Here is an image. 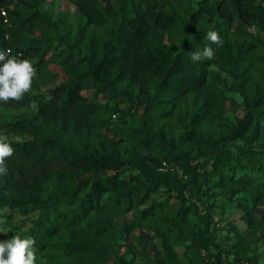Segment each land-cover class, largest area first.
<instances>
[{"label":"trees","instance_id":"16d2710c","mask_svg":"<svg viewBox=\"0 0 264 264\" xmlns=\"http://www.w3.org/2000/svg\"><path fill=\"white\" fill-rule=\"evenodd\" d=\"M66 1L84 21L74 32L62 27L59 35L56 21L33 0H0V51L10 48L17 59H29L40 85L58 80L45 93L5 104L20 111L0 112V131L15 150L6 162L9 175L0 179V217L8 223L13 212H35L26 217L37 262L41 250L53 249L62 253L61 264H126L121 257L83 258L99 244L81 235L82 225L103 230L111 216L163 189L162 205L179 198L167 216L173 232L190 241L187 264H228L223 249L208 250L207 215L201 229L186 231V214L196 207L181 204L184 190L196 191L206 173L227 185L244 209L252 210L247 200L264 198V150L251 148L264 123V0ZM26 25L38 34L24 36ZM250 25L258 28L255 35L240 34ZM230 27L239 34L235 43L224 40ZM209 31L218 33L220 44L206 38ZM205 47L214 50V59L192 61V53ZM210 65L231 78L228 88L219 87ZM226 93H237L240 105ZM118 98L129 107L127 126L110 119L121 112ZM227 101L240 117L223 115ZM171 122L175 130L165 128ZM234 140L241 145L232 152L226 146ZM200 157L210 159L209 170L193 163ZM173 167L180 175L168 171ZM225 167L241 173L234 177ZM252 217L264 231V214Z\"/></svg>","mask_w":264,"mask_h":264},{"label":"rangeland","instance_id":"374dc122","mask_svg":"<svg viewBox=\"0 0 264 264\" xmlns=\"http://www.w3.org/2000/svg\"><path fill=\"white\" fill-rule=\"evenodd\" d=\"M36 3L37 10L47 17L50 21H56L57 30L59 35H63L62 27L69 28L71 32L77 30L84 21V16L79 14L75 8L68 4L66 0H33ZM111 5L115 6L116 1L111 0ZM240 30L243 35H255L258 28L253 26H246ZM226 32V31H225ZM37 31L29 26L24 27L23 35L26 37L36 36ZM264 37V32H259ZM224 40L235 43L236 36L233 32V27H230L228 33H225ZM228 38V39H227ZM171 39V37H170ZM58 49H53L52 52L56 53ZM48 68L57 70L54 63H49ZM209 68L218 72L220 80L218 81L219 87L228 88L231 83V78L224 72L216 69L214 65ZM58 80L55 81L57 83ZM55 83L41 84L33 80L32 90L28 92L29 96L36 92L45 93L51 89ZM85 95L88 91H82ZM231 102L240 105L241 98L237 93H226ZM118 107L121 112L114 113L110 119L112 124L117 126H127L130 123V118L127 114L129 107L120 98L117 99ZM226 111L223 113L229 119L240 117L242 112L240 109L234 107L227 101ZM30 109H35V105H31ZM21 108L14 109L0 103V112L9 115L20 111ZM118 116L125 120L126 123L120 124ZM175 123L165 125L169 130H175ZM241 145V140H234L230 145L226 146L229 151H234L236 146ZM251 148L260 151L264 150V123L260 122L258 135L251 143ZM142 152H147L146 149ZM199 165L198 169L202 167L207 170L210 169V159L198 158L193 163ZM164 168L162 171L167 170V165L162 163ZM174 170V171H173ZM175 167L169 168L170 173L180 175V170ZM226 174H232L237 177L241 171H235L229 168H224ZM128 174V173H126ZM196 191L188 186L184 190L185 201L181 206L193 204L196 207L195 213L188 212L183 228L186 231L192 227L202 228V219L206 214L208 226V250L210 253L223 249L225 252L226 263L228 264H264V235L263 227L255 226L252 213L264 214V198L253 203L252 200H247L250 205L251 211L239 206L237 198L230 197V190L226 186L219 185L216 177H210L207 173L205 176L196 180ZM167 193L163 189L150 195L144 202L133 205L127 212L121 215L111 216L110 226L103 230L94 232L92 229L93 224L84 223L82 225L81 235L85 237H92L98 239V244L93 248L92 253H85L83 258H101L105 261H116L120 257L125 260L126 264H154L157 260H163L166 264H187L188 246L190 241L185 233L176 235L173 231V222L168 218L167 213L172 209L179 207V198L176 197L174 204L170 206L162 205L161 202L166 197ZM236 196H242L239 193ZM240 198V197H239ZM206 207H205V206ZM147 210L148 212L142 217L141 212ZM13 212V211H12ZM11 212V213H12ZM35 212L28 215H20L18 212H13L11 219L5 225L0 227L7 230L8 235L0 234V240L9 238L12 235H20L25 238L29 235L30 222L26 216H34ZM248 220V221H247ZM169 228V229H166ZM107 240V241H105ZM52 240H47L51 243ZM49 245V244H48ZM136 246V247H135ZM102 248V249H101ZM133 248L134 253L131 252ZM50 249L41 250L44 255L41 260L36 264H61L63 262L62 253Z\"/></svg>","mask_w":264,"mask_h":264},{"label":"clouds","instance_id":"9594fccd","mask_svg":"<svg viewBox=\"0 0 264 264\" xmlns=\"http://www.w3.org/2000/svg\"><path fill=\"white\" fill-rule=\"evenodd\" d=\"M6 22V21H5ZM206 38L213 44H220L221 38L215 31H209ZM7 39V36H5ZM11 49L0 51V103L19 102L25 93L32 90L33 80L37 75L36 68L29 59H17L11 55ZM214 50L205 47L203 52H193L191 60H212ZM15 154L12 143L6 134L0 131V179L9 175L7 160ZM7 221L0 217V225ZM0 234L8 235L7 230L0 227ZM36 241L28 236L12 235L10 238L0 240V264H36Z\"/></svg>","mask_w":264,"mask_h":264},{"label":"built area","instance_id":"2783aa9c","mask_svg":"<svg viewBox=\"0 0 264 264\" xmlns=\"http://www.w3.org/2000/svg\"><path fill=\"white\" fill-rule=\"evenodd\" d=\"M0 13H1V15L4 16V11L3 10H1ZM4 50H6V49H4ZM4 50H1V51H4Z\"/></svg>","mask_w":264,"mask_h":264}]
</instances>
